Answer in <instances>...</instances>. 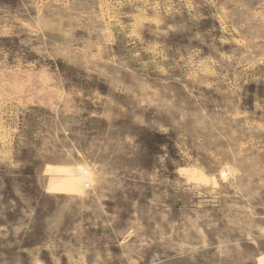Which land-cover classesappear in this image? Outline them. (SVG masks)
<instances>
[{"label":"rangeland","instance_id":"obj_1","mask_svg":"<svg viewBox=\"0 0 264 264\" xmlns=\"http://www.w3.org/2000/svg\"><path fill=\"white\" fill-rule=\"evenodd\" d=\"M261 255L264 0H0V264Z\"/></svg>","mask_w":264,"mask_h":264},{"label":"crops","instance_id":"obj_2","mask_svg":"<svg viewBox=\"0 0 264 264\" xmlns=\"http://www.w3.org/2000/svg\"><path fill=\"white\" fill-rule=\"evenodd\" d=\"M258 264H264V255H261L258 260H257Z\"/></svg>","mask_w":264,"mask_h":264},{"label":"built area","instance_id":"obj_3","mask_svg":"<svg viewBox=\"0 0 264 264\" xmlns=\"http://www.w3.org/2000/svg\"><path fill=\"white\" fill-rule=\"evenodd\" d=\"M87 186H89V184H87Z\"/></svg>","mask_w":264,"mask_h":264}]
</instances>
